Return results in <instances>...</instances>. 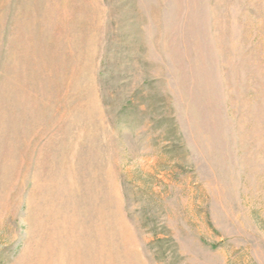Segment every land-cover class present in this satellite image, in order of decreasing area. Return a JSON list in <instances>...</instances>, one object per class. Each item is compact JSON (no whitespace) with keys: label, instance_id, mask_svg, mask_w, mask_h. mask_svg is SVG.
<instances>
[{"label":"rangeland","instance_id":"374dc122","mask_svg":"<svg viewBox=\"0 0 264 264\" xmlns=\"http://www.w3.org/2000/svg\"><path fill=\"white\" fill-rule=\"evenodd\" d=\"M0 264H264V0H0Z\"/></svg>","mask_w":264,"mask_h":264}]
</instances>
